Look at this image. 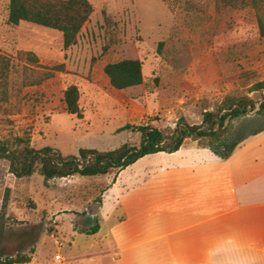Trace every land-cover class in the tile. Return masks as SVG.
Instances as JSON below:
<instances>
[{
  "label": "rangeland",
  "instance_id": "374dc122",
  "mask_svg": "<svg viewBox=\"0 0 264 264\" xmlns=\"http://www.w3.org/2000/svg\"><path fill=\"white\" fill-rule=\"evenodd\" d=\"M88 1L93 13L75 44L64 49L57 31L29 23L8 26L9 0H0V55L14 65L7 100L0 93V139L28 135L31 147H50L64 156L77 155L80 149L110 151L124 143L138 146L137 132L118 133L126 125L152 124L163 130L174 128L181 118L200 125L202 113L226 96L247 95L258 104L264 97L249 91L264 81V39L257 35L252 10L223 8L215 0ZM24 52L38 58L40 70L63 66V71L40 86L25 87L26 77L33 75L23 69L18 54ZM126 59L141 63L143 83L117 91L103 68ZM69 85L80 93L81 119L65 112ZM257 126L264 127V117H258ZM195 148L212 153L188 140L182 156ZM182 161L149 155L129 173L142 179ZM118 176H73L45 184L38 174L15 178L8 162L0 160V251L15 255L36 249V262L46 264L55 263V254L67 262L71 251L82 253L97 239L72 237L71 227L92 226L87 212ZM51 235L62 241L60 249Z\"/></svg>",
  "mask_w": 264,
  "mask_h": 264
},
{
  "label": "crops",
  "instance_id": "0c3cea01",
  "mask_svg": "<svg viewBox=\"0 0 264 264\" xmlns=\"http://www.w3.org/2000/svg\"><path fill=\"white\" fill-rule=\"evenodd\" d=\"M183 147L156 154L182 162L142 179L131 166L119 172L95 217L86 214L92 226L71 227L72 237L97 241L78 255L71 251L67 262L55 254L54 264H264V132L226 159L196 148L182 156ZM94 226L95 234L85 233ZM27 264L46 263L36 262L35 249Z\"/></svg>",
  "mask_w": 264,
  "mask_h": 264
},
{
  "label": "trees",
  "instance_id": "16d2710c",
  "mask_svg": "<svg viewBox=\"0 0 264 264\" xmlns=\"http://www.w3.org/2000/svg\"><path fill=\"white\" fill-rule=\"evenodd\" d=\"M215 1L223 8L252 10L257 35L264 39V0ZM93 10L88 0H9L7 25L17 27L21 23H29L57 31L62 35L63 48L68 49L75 44ZM18 56L24 63V71L33 75L32 78L26 77L25 87L40 86L53 78L55 72L63 71V66L40 70L38 58L30 52L19 53ZM13 68L10 58L0 55V93L4 100H7L9 76ZM103 72L110 86L117 91L138 87L143 83L142 65L138 60L107 63ZM249 91L264 93V81L256 82ZM79 99L78 88L69 85L64 92L65 112L81 119ZM258 117H264V97L258 104L247 95H229L215 109L202 113L200 125H190L181 118L174 128L161 130L152 124H145L126 125L118 130V133L127 130L137 132L140 135L138 146L124 143L110 151L80 149L77 155L64 156L50 147H31L30 137L25 135L0 139V160L8 162L9 173L15 178L38 174L47 184L51 180L73 176L117 174L146 156L175 153L188 140L196 141L200 147L211 150L213 155L226 159L245 139L264 132V127L257 126ZM97 231L98 226H94L85 233L93 235ZM33 254L34 249L29 254L17 252L15 255L0 251V264H27L31 262Z\"/></svg>",
  "mask_w": 264,
  "mask_h": 264
},
{
  "label": "water",
  "instance_id": "95a60500",
  "mask_svg": "<svg viewBox=\"0 0 264 264\" xmlns=\"http://www.w3.org/2000/svg\"><path fill=\"white\" fill-rule=\"evenodd\" d=\"M99 204L95 203L93 204L89 211L87 212V216L92 220L95 217V214L97 212V208H98Z\"/></svg>",
  "mask_w": 264,
  "mask_h": 264
},
{
  "label": "built area",
  "instance_id": "2783aa9c",
  "mask_svg": "<svg viewBox=\"0 0 264 264\" xmlns=\"http://www.w3.org/2000/svg\"><path fill=\"white\" fill-rule=\"evenodd\" d=\"M54 239V243H55V245H57L58 247H61L62 246V244H61V242H59L58 240H56L55 238H53ZM55 260L56 261H60L61 260V256L58 254V255H56L55 256Z\"/></svg>",
  "mask_w": 264,
  "mask_h": 264
}]
</instances>
